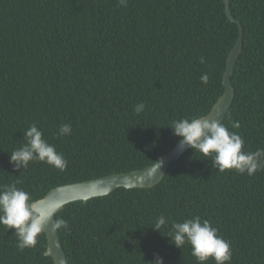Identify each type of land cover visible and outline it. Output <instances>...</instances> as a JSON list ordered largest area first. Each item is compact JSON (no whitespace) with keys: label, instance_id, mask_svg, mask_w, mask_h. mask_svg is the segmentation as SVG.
Masks as SVG:
<instances>
[{"label":"trees","instance_id":"obj_1","mask_svg":"<svg viewBox=\"0 0 264 264\" xmlns=\"http://www.w3.org/2000/svg\"><path fill=\"white\" fill-rule=\"evenodd\" d=\"M230 6L244 42L223 124L254 152L264 148V0ZM239 33L224 0H0V185L19 181L35 201L62 184L154 163L181 139L170 124L200 118L223 94ZM32 123L66 170L39 161L15 168L11 152ZM62 124L70 135L57 134ZM218 171L190 148L153 187L68 203L57 219L70 226L59 229L69 264H152L157 254L164 264H198L190 245L167 236L173 220L196 215L231 242L227 264H264V170ZM161 214L168 223L156 230ZM15 231L0 224V264H55L43 231L23 251Z\"/></svg>","mask_w":264,"mask_h":264},{"label":"clouds","instance_id":"obj_2","mask_svg":"<svg viewBox=\"0 0 264 264\" xmlns=\"http://www.w3.org/2000/svg\"><path fill=\"white\" fill-rule=\"evenodd\" d=\"M128 0H118V6L127 7ZM205 63V58H200ZM205 84L208 83L207 73L200 77ZM233 129L241 127L239 121L230 120ZM170 126L173 134L179 136L180 147L188 146L200 153L204 158H211L213 167L218 173L235 169L239 174L254 175L259 170H264V148L256 151L244 152V140L235 131H230L217 119L198 118L180 119L173 121ZM70 124H62L58 128V135H70ZM26 143L19 149L11 152L10 160L15 168H27L30 161L47 163L60 171L67 168V160L62 153L56 151L54 145L43 139V132L36 123L24 131ZM19 181L11 184L0 185V224L9 230L15 228L18 238L17 248L36 247L37 237L51 224L52 231L60 228L70 230L67 220L55 219L54 207H42L32 200L30 193L17 187ZM168 223L167 218L161 214L153 223L156 230H161ZM219 230L213 227L209 219H202L199 215L184 219L182 222L173 220L167 236L177 247L185 244L191 246V254L198 264H206L211 258L215 264H227L232 259L231 242L218 235ZM152 264H164V260L157 254Z\"/></svg>","mask_w":264,"mask_h":264},{"label":"water","instance_id":"obj_3","mask_svg":"<svg viewBox=\"0 0 264 264\" xmlns=\"http://www.w3.org/2000/svg\"><path fill=\"white\" fill-rule=\"evenodd\" d=\"M226 4V13L231 21L237 22L240 27L238 40L233 46L227 59V66L223 75V84L225 90L223 94L214 103L211 110L201 116V119L208 118L217 119L223 123L225 120L236 96L235 87L232 84V76L235 70L236 63L243 50V27L239 20L233 15L230 0H224ZM145 108L142 103L138 106V111L141 112ZM181 140V139H180ZM180 140L175 146L159 157L154 163L130 171L116 172L108 175H103L96 178H91L78 182L62 184L50 189L45 196L35 200L42 207H54V216L52 222L57 219V214L62 211L66 205L76 200H88L104 196L112 193L117 188H136V187H153L159 184L167 175L170 165L175 160H178L191 147L181 149ZM47 236L48 246L45 251L47 256L54 259L55 264H69L66 250L62 244L59 229L52 231L49 224L43 231Z\"/></svg>","mask_w":264,"mask_h":264}]
</instances>
